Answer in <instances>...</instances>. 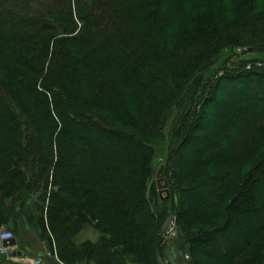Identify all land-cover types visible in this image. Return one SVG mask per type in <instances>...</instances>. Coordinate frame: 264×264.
I'll return each instance as SVG.
<instances>
[{
    "label": "trees",
    "instance_id": "16d2710c",
    "mask_svg": "<svg viewBox=\"0 0 264 264\" xmlns=\"http://www.w3.org/2000/svg\"><path fill=\"white\" fill-rule=\"evenodd\" d=\"M236 45L264 49V0H0V221L18 250L23 221L63 264H158L160 122ZM203 88L171 134L188 263L264 264V66ZM83 226L100 238L77 243Z\"/></svg>",
    "mask_w": 264,
    "mask_h": 264
},
{
    "label": "rangeland",
    "instance_id": "374dc122",
    "mask_svg": "<svg viewBox=\"0 0 264 264\" xmlns=\"http://www.w3.org/2000/svg\"><path fill=\"white\" fill-rule=\"evenodd\" d=\"M191 13L194 15L198 12ZM200 13L203 12L200 11L197 15ZM260 64L261 66H264V49H247L246 46L240 45L224 49L220 53L218 61H208L199 68L197 77L191 82L185 98L173 108L170 116H165L161 120V137L154 146V151L156 153V163L154 166L155 173L153 174V177L149 179L147 184V198L149 197L152 200V197L154 196L153 191L154 189H157L155 180L159 176L165 175L168 180V189L170 192V199L168 200L164 219L161 222L159 231V252H157L158 264H189L188 262L191 259L189 247L185 244V232L181 227V222H178L176 219L177 210L180 207V190L188 186L191 174L177 170V163L172 157V149L174 146L172 143L173 136L171 134L180 129L181 131L183 130L186 122L189 120L190 114H192V112L199 106L200 101L203 98L206 91L203 87H209L223 71L236 70L237 68L248 69L251 66L259 67ZM161 168L163 169V173L160 175L159 169ZM151 189H153V191ZM158 202L159 205V199ZM7 205L9 206V202H7ZM21 224L22 227H27L25 223L21 221L20 224L18 223V227H20L21 230ZM172 227H174V231L168 233L169 229ZM2 230L15 234L16 229L14 221L11 218L0 221V232ZM100 236L101 234L94 230L93 227L83 226L76 235V242L79 244L83 242L94 243L100 238ZM17 238H20V236L17 235ZM160 253L167 257V261L162 260ZM49 257L55 258L54 260H56L58 264H63L55 255L50 254ZM17 258L19 257L10 260L6 259V261H8L9 264H29V259L20 262Z\"/></svg>",
    "mask_w": 264,
    "mask_h": 264
},
{
    "label": "crops",
    "instance_id": "0c3cea01",
    "mask_svg": "<svg viewBox=\"0 0 264 264\" xmlns=\"http://www.w3.org/2000/svg\"><path fill=\"white\" fill-rule=\"evenodd\" d=\"M20 223L21 221L19 222V224ZM17 230L18 236H20V238H18V241L24 249V251L22 252V256L17 258L18 261L24 262L28 259L30 260L31 258L42 256L44 261L48 264H58L57 261L54 260L55 258L45 256V248L35 232L29 230L25 226L22 227V230L20 227H17ZM161 258L163 261H167V257L164 254L161 255Z\"/></svg>",
    "mask_w": 264,
    "mask_h": 264
},
{
    "label": "water",
    "instance_id": "95a60500",
    "mask_svg": "<svg viewBox=\"0 0 264 264\" xmlns=\"http://www.w3.org/2000/svg\"><path fill=\"white\" fill-rule=\"evenodd\" d=\"M157 190H158V196L161 201H166L169 199V189H168V183L166 179H157L156 181ZM2 246L5 248H15V250L12 252V256L15 257H21L22 251L17 249V239L15 237H11L7 240L2 241Z\"/></svg>",
    "mask_w": 264,
    "mask_h": 264
},
{
    "label": "built area",
    "instance_id": "2783aa9c",
    "mask_svg": "<svg viewBox=\"0 0 264 264\" xmlns=\"http://www.w3.org/2000/svg\"><path fill=\"white\" fill-rule=\"evenodd\" d=\"M174 231V227L169 229L168 233H172ZM11 237H14L11 232L2 230L0 232V257H5L7 260L15 259V256H12V252L15 250V248H5L2 246V241L7 240ZM50 253L45 251V256H49ZM29 264H48L44 261L42 256L34 257L29 260Z\"/></svg>",
    "mask_w": 264,
    "mask_h": 264
}]
</instances>
